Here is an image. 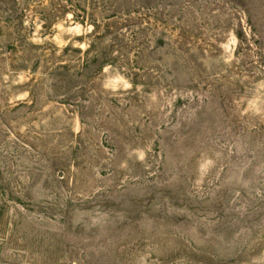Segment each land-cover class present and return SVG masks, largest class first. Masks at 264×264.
<instances>
[{
    "label": "rangeland",
    "instance_id": "1",
    "mask_svg": "<svg viewBox=\"0 0 264 264\" xmlns=\"http://www.w3.org/2000/svg\"><path fill=\"white\" fill-rule=\"evenodd\" d=\"M0 264H264V0H0Z\"/></svg>",
    "mask_w": 264,
    "mask_h": 264
}]
</instances>
